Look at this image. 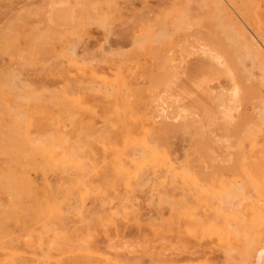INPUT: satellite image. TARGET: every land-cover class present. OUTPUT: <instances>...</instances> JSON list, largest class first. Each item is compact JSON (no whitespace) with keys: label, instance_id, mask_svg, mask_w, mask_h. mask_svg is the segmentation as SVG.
<instances>
[{"label":"rangeland","instance_id":"374dc122","mask_svg":"<svg viewBox=\"0 0 264 264\" xmlns=\"http://www.w3.org/2000/svg\"><path fill=\"white\" fill-rule=\"evenodd\" d=\"M263 224L264 0H0V264H264Z\"/></svg>","mask_w":264,"mask_h":264},{"label":"bare ground","instance_id":"6f19581e","mask_svg":"<svg viewBox=\"0 0 264 264\" xmlns=\"http://www.w3.org/2000/svg\"><path fill=\"white\" fill-rule=\"evenodd\" d=\"M85 87V86H84ZM111 90V89H110ZM109 90V91H110ZM101 91V90H100ZM66 92V91H65ZM103 93V92H102ZM108 109V108H107ZM64 129V128H63ZM82 135V134H81ZM80 137V136H79ZM256 137V136H255ZM81 138V137H80ZM92 138V137H91ZM64 140V139H63ZM74 145V144H73ZM73 147V146H72ZM74 153V152H73ZM262 217V216H261ZM263 230H264V224H263ZM52 248V247H51ZM259 256V255H258Z\"/></svg>","mask_w":264,"mask_h":264}]
</instances>
